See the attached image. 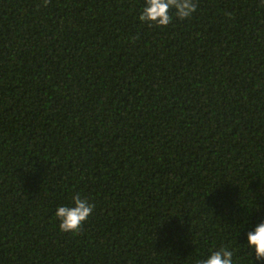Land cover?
<instances>
[{"label":"trees","instance_id":"obj_1","mask_svg":"<svg viewBox=\"0 0 264 264\" xmlns=\"http://www.w3.org/2000/svg\"><path fill=\"white\" fill-rule=\"evenodd\" d=\"M0 264H264V0H0Z\"/></svg>","mask_w":264,"mask_h":264}]
</instances>
